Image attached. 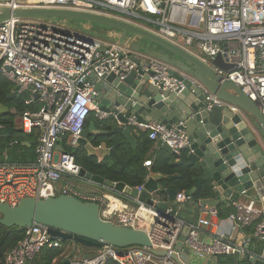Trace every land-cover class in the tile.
Here are the masks:
<instances>
[{
  "label": "built area",
  "instance_id": "built-area-1",
  "mask_svg": "<svg viewBox=\"0 0 264 264\" xmlns=\"http://www.w3.org/2000/svg\"><path fill=\"white\" fill-rule=\"evenodd\" d=\"M2 7L129 15L136 24L137 20L154 24L155 28L141 25L211 65L224 80L236 83L264 116V0H0ZM219 55L226 64L234 65L231 71L213 65ZM132 56L131 50L118 43H106L47 22L13 20L0 24V76L28 95L26 105L31 109L20 115L22 130L28 134L36 131L38 135L34 163H0V204L16 207L26 198L73 196L99 204L105 221L145 231L152 249L167 252V256L159 257L146 248L119 250L105 245L95 258L75 259L71 264H107L110 260L118 264H176L171 257L177 253L176 245L188 224L173 206L166 212L146 203L132 211L111 210L107 195L80 189L73 180L80 179L82 167L65 146L76 147L91 114L95 113L99 120L108 117L94 104L98 93L89 83V76L94 73L101 79L109 73L117 74L119 68L129 72L135 68ZM138 58L149 65L146 71L154 72L153 84L171 92L182 88L173 67L150 57ZM205 102L208 109L231 107L207 89ZM231 109L237 111L235 107ZM129 126L147 133L156 144H167L178 154L192 152L187 133L180 130L182 123L171 127L158 122L145 125L132 118ZM151 165V161L145 163L146 167ZM138 190L141 193L144 187ZM190 199L178 194L176 205ZM231 207L228 220L232 232L255 226L264 252L263 205L247 200ZM207 215L215 216L216 212L208 210ZM209 225L204 218L189 224L191 232L185 246L199 264L219 256L243 254V249L224 233L203 239L201 228ZM25 231L24 240L7 254L4 264H27L46 248L62 247L63 241L51 236L46 227L35 224Z\"/></svg>",
  "mask_w": 264,
  "mask_h": 264
},
{
  "label": "water",
  "instance_id": "water-1",
  "mask_svg": "<svg viewBox=\"0 0 264 264\" xmlns=\"http://www.w3.org/2000/svg\"><path fill=\"white\" fill-rule=\"evenodd\" d=\"M124 16V17H123ZM107 16L66 9L37 7L0 8V24L13 20H31L56 23L61 27L101 39L106 43H118L133 52L131 62L135 68L129 72L106 74L98 79L94 73L89 83L97 96L94 104L106 119L92 121L81 133L76 149L86 152L88 158L98 162L113 160L121 168H130L131 161L123 160L119 148L128 144L133 155L137 153V142L129 121L138 124L152 122L167 127L182 123L180 130L189 137L191 151L188 159L195 170L194 187L185 193L189 198L201 189H209L213 197L200 201V208L217 212L221 204H234L241 199L255 200L264 205V116L257 104L248 98L233 81L224 80L215 69L181 47L158 36L141 24L129 20V15ZM92 25L106 28L96 35ZM107 50L104 46L103 51ZM145 56L170 65L182 88L176 92L165 90L151 82L155 75L146 71L149 65L139 60ZM213 65L231 71L234 65L226 64L223 56L213 60ZM225 101L231 107L207 108L205 89ZM50 90V89H49ZM9 112L0 105V114ZM12 128L2 129L7 136ZM0 136V137H1ZM161 150L170 153L176 162L182 156L167 144L159 142ZM79 182L97 188L107 194L134 204L141 203L166 212L170 203L177 204L178 193L163 188L162 180H173L177 176H165L149 172L144 190L132 188L124 182H112L92 174L84 168L79 173ZM164 191L168 201L152 194ZM100 205L87 203L73 196L61 195L42 200L26 198L18 206L0 204V224L7 227L27 229L39 224L48 233L63 242L74 244L75 255L64 264H71L80 255L81 249L102 250L110 245L119 250L146 248L159 257L167 256L164 250L152 249L148 234L143 230L120 227L105 221L100 215ZM191 232L187 224L176 245L177 253L171 258L176 264H192L191 253L185 246ZM37 237V236H36ZM238 264H264V256L247 255Z\"/></svg>",
  "mask_w": 264,
  "mask_h": 264
},
{
  "label": "trees",
  "instance_id": "trees-1",
  "mask_svg": "<svg viewBox=\"0 0 264 264\" xmlns=\"http://www.w3.org/2000/svg\"><path fill=\"white\" fill-rule=\"evenodd\" d=\"M16 88L17 87L14 84L8 82L7 80L0 79V104H3L5 107L10 109L9 112L0 114V126L4 127V129L12 128L15 134L10 138H7L6 136L1 137L0 151L4 152L5 150L10 149L12 147L10 146L11 143L18 142L19 146H22L23 141L19 140V138H16V135H25L29 140L31 139L35 142L32 143L31 148H22L28 152V156L35 162V150L38 142V135L36 131L28 134L25 133L24 130L17 131L15 128L17 116H20L24 112L31 109L26 105L28 95L13 94V90L17 91ZM136 139V155H133L131 147L126 143H124L118 151L123 160L131 161L130 168H121L120 165L116 164L111 159L106 162H98L95 158L90 159L87 157L86 152L82 149L65 146V150L75 157L76 164L91 172L92 174L99 175L112 182H124L132 188L144 187L145 183L147 182L149 172L152 171L153 173H161L165 176H177L173 180H162L160 182V185H162L165 189L173 190L178 194H185L186 192L193 189L194 178L196 175L195 170L188 159L189 153L187 151L181 152L182 158L180 162L177 163L170 153L160 150V152H157L154 158H152L151 167H146L144 163L147 159V155L154 147L155 142L149 139V135L147 133H139ZM15 154L16 150L13 152V155ZM73 180L79 183V180ZM157 196L160 198L168 197L164 191H159ZM212 197L213 194L209 189L201 188L193 196V198L190 199L193 205L189 207L185 214L182 215L187 216L191 214L198 217L201 211L199 205L200 201ZM173 207L177 211L178 206L173 204ZM232 211V207L227 208L222 204L217 208L219 218H225L229 216ZM182 215L181 217L186 223L192 224L191 222L185 220ZM25 232V230L17 227L7 228L0 224V262L2 264L5 263L7 254L24 240ZM258 243L261 245L260 248L263 249L262 242L258 241ZM73 248L74 244L72 242H62L61 248H46L27 264H64L68 259L74 257L75 254L73 253ZM90 252L97 254L99 251L90 249ZM217 259L219 260L218 264H238L241 261L240 258L233 255L219 256ZM107 264L118 263L114 260H110Z\"/></svg>",
  "mask_w": 264,
  "mask_h": 264
},
{
  "label": "crops",
  "instance_id": "crops-1",
  "mask_svg": "<svg viewBox=\"0 0 264 264\" xmlns=\"http://www.w3.org/2000/svg\"><path fill=\"white\" fill-rule=\"evenodd\" d=\"M148 25L151 28H155L154 24H150L148 23ZM0 79H4L3 77L0 76ZM6 80V79H4ZM9 82V81H8ZM17 89V88H16ZM13 94L16 95H21L22 93H20L17 89V91L13 90ZM3 105V104H0ZM4 106V105H3ZM7 108V107H6ZM8 111H10L9 108H7ZM5 113L6 110H5ZM3 113V114H5ZM16 130L17 131H21L22 130V122H21V118L20 116H17L16 118ZM1 131V130H0ZM135 139L137 138V135H139V133H144V132H139V131H135L133 130ZM14 134V131H12L11 134L8 135L7 138L12 137ZM1 136V135H0ZM3 137V136H1ZM0 137V139H1ZM16 138H19V140L23 141L22 146H19V143H11L10 146H12L10 149L5 150L4 152L0 151V163H8V164H18V165H29L34 163V161L28 156V152L23 149L22 147H28L31 148L32 147V143L35 142L34 140H29L27 136L25 135H16ZM137 142V139H136ZM61 149V147H60ZM16 150V154L13 155V152ZM161 148L159 146V143L154 145V147L152 148V150L150 151V153L147 155V159L145 161H151L152 162V158H154V156L156 155L157 152H160ZM144 163V164H145ZM77 186L80 189H84V190H88V191H95V192H101V190L97 189V188H93L90 187L86 184H83L81 182L77 183ZM101 193H105V195L108 196V198H110V209L111 210H120V211H132L137 209L138 207L134 204L128 203L126 201L121 200L119 197L107 194L106 192H101ZM156 194H152V198L156 197ZM162 201H168V197L167 198H160ZM247 199H241L239 202H246ZM192 202L189 200L187 202H184L182 204L178 205V215L179 217L182 219L181 215L185 214V212H187V210L189 209L190 206H192ZM223 206H226L227 208H230L232 206V204L230 203H226V204H222ZM170 206H173V203H170ZM264 207V205H263ZM207 209H203L200 211L199 216L196 217L194 215H187V216H183V218L189 222H191L192 224H195L199 218H204L206 220H209L210 225L209 226H202L201 228V232H202V238L203 239H207V238H213V237H217L219 234L224 233L226 234L228 237L232 238V241H234L239 247H241L243 249V254H236L233 256H237L240 259H246L247 255H262L264 256V252L263 249L260 248V244L258 243L261 242L257 237H256V229L255 226H252L250 228H247L245 230L242 231H236V232H232V224L231 222L228 220V217L225 218H219L218 217V213L216 212L215 216H209L207 215ZM90 250L87 249H81L80 255L78 256V260H85V258H80V256H82L85 252H89ZM73 253L75 254V249L73 248ZM98 254V252H97ZM86 259H90V258H86ZM191 262L192 264H199L194 257L191 256ZM219 260L217 258H212V259H207L204 262H202V264H218Z\"/></svg>",
  "mask_w": 264,
  "mask_h": 264
},
{
  "label": "rangeland",
  "instance_id": "rangeland-1",
  "mask_svg": "<svg viewBox=\"0 0 264 264\" xmlns=\"http://www.w3.org/2000/svg\"><path fill=\"white\" fill-rule=\"evenodd\" d=\"M138 22L139 24H142V25H145V26H149L146 22L144 21H136ZM49 23V22H48ZM52 24L53 26H56V27H61L60 25L56 24V23H50ZM107 31L106 28H103V27H100V26H97V25H92V33L93 34H96V35H100L101 33ZM94 117H95V113H93ZM97 256V254H94V252H85L82 256H80V258H90V259H93Z\"/></svg>",
  "mask_w": 264,
  "mask_h": 264
},
{
  "label": "flooded vegetation",
  "instance_id": "flooded-vegetation-1",
  "mask_svg": "<svg viewBox=\"0 0 264 264\" xmlns=\"http://www.w3.org/2000/svg\"><path fill=\"white\" fill-rule=\"evenodd\" d=\"M92 121H96V117H94V115H90V117L88 118L87 122H86V126L84 129H87L89 127V124L92 122Z\"/></svg>",
  "mask_w": 264,
  "mask_h": 264
}]
</instances>
